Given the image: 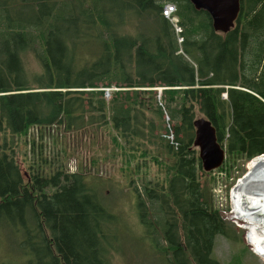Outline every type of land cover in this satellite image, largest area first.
<instances>
[{
  "label": "trees",
  "instance_id": "trees-1",
  "mask_svg": "<svg viewBox=\"0 0 264 264\" xmlns=\"http://www.w3.org/2000/svg\"><path fill=\"white\" fill-rule=\"evenodd\" d=\"M167 3L176 6L181 43L162 16ZM23 52L40 67L32 79ZM110 87L118 89L107 106ZM152 87L164 88L160 99ZM165 112L172 129L147 118ZM197 115L210 121L225 149L220 171L264 154V0H240L226 33L215 32L210 16L188 0H0V264H111L114 230L125 235L103 201L104 180L45 156L42 132L50 135L54 123L55 137L87 125L95 138L98 124L118 134L124 143L109 137L127 182H113L134 194L157 260L221 264L212 256L215 239L236 237L216 207L213 180L200 181L210 172L193 148ZM31 128L39 137L23 170L18 150ZM151 163L163 169L162 182L132 177Z\"/></svg>",
  "mask_w": 264,
  "mask_h": 264
},
{
  "label": "rangeland",
  "instance_id": "rangeland-1",
  "mask_svg": "<svg viewBox=\"0 0 264 264\" xmlns=\"http://www.w3.org/2000/svg\"><path fill=\"white\" fill-rule=\"evenodd\" d=\"M124 30L129 33H134L133 27L129 24L124 26ZM20 57L23 61L24 68L26 69L30 79H32L35 74L41 71L37 59L30 52H23L21 53ZM149 89H153L158 92V99H160L162 95V89L164 88L152 87ZM108 91L111 94V92L114 90L110 88ZM110 94L105 95L107 106L110 104ZM224 94L226 97V93ZM221 98L226 99L223 96H221ZM167 117L168 115L165 112L163 119H159L156 116H149L147 118H149L148 120L152 122L157 128H159L161 124L168 128V123L169 128L172 129V125L174 122L172 120H169V117L167 122L165 120ZM199 117L202 116L197 115V118ZM58 126L59 125L57 123H54L52 125L53 131L50 135H48L47 129L46 131L42 132V134L44 135L41 142L44 143L45 156L51 160L55 158L58 162L64 163L65 169L69 172H75L77 170L82 171V168L84 171L86 170V172H92L94 173L95 177L104 180L102 188V195L104 198L103 201L104 203H107V205L115 213H117L122 220L121 225L122 228L125 230V235L118 234V231L116 232V230H114V240L111 244V246H113L114 248H112V250L110 251V254H112L111 264H163L162 261L156 259V257L154 256L155 253L151 252L150 250L148 241L143 238L141 224L139 223L138 216L135 212L136 209L133 197L134 194L130 192L126 186H121L118 183L116 184L115 182H113L114 180L118 179L123 182V184L124 182H127L126 180H123L125 178H123L119 172V163L117 161V158L119 157L117 155L119 153V149H116L117 145L115 139L114 141H112V138H118V134L115 133V131L110 130L106 125L98 124L99 129L95 138L91 137L92 133L90 129L84 131L89 127L87 125L79 129L80 131L82 130L80 133H65L64 135L62 134L61 136L55 137L58 131L60 132ZM161 130L163 132L165 131L164 128H160L158 130L155 129L153 132L154 135L157 137L161 136ZM145 131L148 132L147 129H145ZM109 136H112V138L110 139ZM38 137L39 136L37 129L31 128L23 137L24 148L20 147V151L17 149L18 162L22 163L21 168L23 170L24 166H26L23 158H26V160H28L31 157V143L33 141L32 139H37ZM18 139H20L21 141L22 136L16 138V140ZM169 140L172 143V140ZM118 141L124 143L122 140H119V138ZM146 147L149 148V146ZM195 149L197 150L198 156V149ZM140 152V149L139 151L136 150L134 152L135 158L133 159L134 161L131 163L132 167H134L135 163L139 162V159L142 158L139 155ZM63 153H65L64 156L62 155ZM92 156H97V163L94 166L91 162ZM147 156V158H150V155ZM147 158L145 157L146 163L148 162ZM226 160L227 159L225 155L222 165L217 169L209 171L210 174L203 175L200 173V181L203 184H205L206 182L204 178H206L208 181H210L211 179L213 180L214 186L212 191L216 207L222 215L223 220L226 222L229 229L236 237L235 240H228L227 238L221 236L217 237L213 243L212 256L221 264L230 263L235 256H238L240 258L241 264H264V261L260 258L261 256L256 253V249L244 240H242L239 237L238 233L233 230L232 225L237 228L238 226H236V224L240 225V223L236 219L232 218V207L230 206L232 205L231 202L230 204L227 203L225 205L224 200L225 194L230 195L229 189L235 186L239 182V180L248 172L247 163L243 164L242 166L241 160L238 162L237 159H233V168H229L227 165H225L223 170L220 171L219 168H222V166H224ZM140 162L143 163V159H141ZM147 165V168H141L139 171H135L132 177L140 178L141 176H146V179L152 180L153 182H162L164 179L163 177L165 176L163 169L159 168L155 163ZM26 169L25 172L26 174H28ZM46 191H49V188ZM242 248L245 249V251L242 250ZM9 258L15 259L13 257Z\"/></svg>",
  "mask_w": 264,
  "mask_h": 264
},
{
  "label": "bare ground",
  "instance_id": "bare-ground-1",
  "mask_svg": "<svg viewBox=\"0 0 264 264\" xmlns=\"http://www.w3.org/2000/svg\"><path fill=\"white\" fill-rule=\"evenodd\" d=\"M247 171L235 186H228L230 195L225 194L224 200L225 205L231 202L232 218L240 223L236 224L239 228L232 225L233 230L253 246L264 261V154L248 161Z\"/></svg>",
  "mask_w": 264,
  "mask_h": 264
},
{
  "label": "water",
  "instance_id": "water-1",
  "mask_svg": "<svg viewBox=\"0 0 264 264\" xmlns=\"http://www.w3.org/2000/svg\"><path fill=\"white\" fill-rule=\"evenodd\" d=\"M194 10L205 11L211 19L215 32L226 33L235 25L240 10V0H188ZM193 146L198 149V158L204 171L220 167L225 150L219 144L214 126L205 117L193 121Z\"/></svg>",
  "mask_w": 264,
  "mask_h": 264
},
{
  "label": "built area",
  "instance_id": "built-area-1",
  "mask_svg": "<svg viewBox=\"0 0 264 264\" xmlns=\"http://www.w3.org/2000/svg\"><path fill=\"white\" fill-rule=\"evenodd\" d=\"M161 13H162V16L165 17L170 22V24H171V26H172L175 34H176V37L178 38L177 39L178 43H181V41L183 40V37L181 36L182 29H181V27L179 25V19H178V17L175 14L176 13L175 4H173V3L165 4L163 6L162 10H161ZM110 88H112L114 91L118 89L116 87H110ZM110 88H105L104 89L103 98H104L105 103H106L105 95H109L110 94L109 91H108ZM110 96L112 97L111 94H110ZM222 96L224 98H226L224 93L222 94ZM165 120L168 122V117ZM167 127L169 128V124L168 123H167ZM168 138L172 140L171 136H168Z\"/></svg>",
  "mask_w": 264,
  "mask_h": 264
}]
</instances>
